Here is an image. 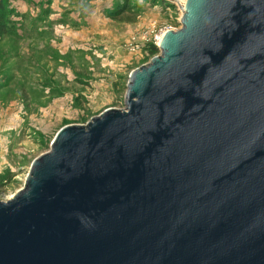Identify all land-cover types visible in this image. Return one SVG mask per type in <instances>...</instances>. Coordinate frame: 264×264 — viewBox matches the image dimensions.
<instances>
[{
  "label": "water",
  "instance_id": "water-1",
  "mask_svg": "<svg viewBox=\"0 0 264 264\" xmlns=\"http://www.w3.org/2000/svg\"><path fill=\"white\" fill-rule=\"evenodd\" d=\"M180 24L0 200V264H264V0Z\"/></svg>",
  "mask_w": 264,
  "mask_h": 264
},
{
  "label": "rangeland",
  "instance_id": "rangeland-1",
  "mask_svg": "<svg viewBox=\"0 0 264 264\" xmlns=\"http://www.w3.org/2000/svg\"><path fill=\"white\" fill-rule=\"evenodd\" d=\"M9 4L12 29L0 35V200L24 186L61 127L124 107L130 72L160 53L153 36L179 29L182 16V4L168 0Z\"/></svg>",
  "mask_w": 264,
  "mask_h": 264
},
{
  "label": "trees",
  "instance_id": "trees-1",
  "mask_svg": "<svg viewBox=\"0 0 264 264\" xmlns=\"http://www.w3.org/2000/svg\"><path fill=\"white\" fill-rule=\"evenodd\" d=\"M125 12L124 5L120 7L119 10L113 12V16H120ZM13 15V9L9 4V0H0V35L9 33L12 29L11 27V17ZM1 178V176H0Z\"/></svg>",
  "mask_w": 264,
  "mask_h": 264
},
{
  "label": "built area",
  "instance_id": "built-area-1",
  "mask_svg": "<svg viewBox=\"0 0 264 264\" xmlns=\"http://www.w3.org/2000/svg\"><path fill=\"white\" fill-rule=\"evenodd\" d=\"M164 32H165V31L158 32V33H156V34L153 36L152 43H154V45H155L156 47L159 46L160 39H161V37H162V35H163Z\"/></svg>",
  "mask_w": 264,
  "mask_h": 264
},
{
  "label": "bare ground",
  "instance_id": "bare-ground-1",
  "mask_svg": "<svg viewBox=\"0 0 264 264\" xmlns=\"http://www.w3.org/2000/svg\"><path fill=\"white\" fill-rule=\"evenodd\" d=\"M184 1H185V0H180L179 2H180L181 4H183V3H184Z\"/></svg>",
  "mask_w": 264,
  "mask_h": 264
}]
</instances>
